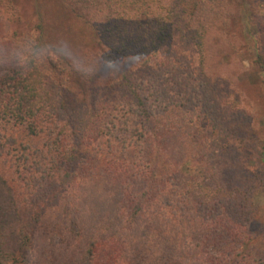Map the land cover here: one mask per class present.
Instances as JSON below:
<instances>
[{"label": "rangeland", "instance_id": "374dc122", "mask_svg": "<svg viewBox=\"0 0 264 264\" xmlns=\"http://www.w3.org/2000/svg\"><path fill=\"white\" fill-rule=\"evenodd\" d=\"M116 1L0 0L1 53L15 52L19 60H25L31 46L41 42L39 37L44 28L51 46H55L51 52L55 76L70 87L66 99L72 109L68 115L77 123V140L84 130L78 129L83 116L88 118L90 126L94 127L91 133L95 134L90 146L81 145L76 162L64 156L63 165H59L62 160L55 159L60 175L50 182V190L43 193L42 198L36 196L39 188L33 185L34 177L25 187L26 178L30 172H35L31 167H36L39 160L44 161L40 159L41 154L31 156L30 165L17 158L9 159L11 154L5 159L0 157V213L3 214L0 218L15 226L12 227L15 234L23 225L33 235H30L31 243H25L28 260L20 264L41 261L75 264V255L70 250L77 243L74 239L77 230L82 228L91 233L98 224L105 222L118 227L124 224L128 227L123 232L124 238L130 240L136 236V243L144 238L143 246H153L157 250L167 247L165 252L174 255L175 263L166 257L171 264H204L209 260L199 262L196 258L204 250L211 251L206 245L212 233L194 219L190 220L192 227L184 231L181 225H191L186 219L180 222L179 215L185 211L195 216L198 211L195 200L205 197L209 211L226 216L223 218L225 224H229L227 213L230 219L231 216L236 218L242 231L245 230V238L253 239L244 246L236 261L241 262L250 252L258 256L256 259L264 257V167L260 162L264 129L259 130L262 126L257 129V121L264 122V73L256 70L259 67L257 50L264 54V0H174L175 5L164 0L161 9L157 8L160 0L153 1V10L156 7V12L162 13L160 20L174 22V44L160 49L164 50L165 54L161 55L170 65V71L160 63L150 70L147 58V64L141 68L147 74L144 75L146 79L140 82L136 74L140 87L135 92L145 100L154 87L170 92L172 108L152 107V101L147 100L151 119L127 114L128 119H132L130 126L147 128L144 137L136 136L134 148L128 149L111 133L99 129L97 117L111 110L108 104L115 98L121 100L116 103L118 106L125 105L126 109L133 106V111L140 108L139 101L128 88L114 84V76L107 79L97 76L100 70L95 68L104 72L109 71L108 66L123 68L122 60L126 56L113 55L119 46L118 34L123 36L122 41L132 36L131 46L145 42L152 48L158 44L147 39L143 41L134 34L143 23L154 21L157 15L155 11L143 16L136 11L126 13L124 1H118L121 7H115ZM129 24L134 28L124 31ZM156 50L152 48L146 53ZM93 62L97 67L94 68ZM83 66H89V74L94 72V80L98 81L90 95L80 92L74 78V73ZM149 77L156 80L152 85L148 83ZM121 113L118 111L115 115L120 114L122 118ZM62 116L65 117L64 112ZM14 131L19 142L29 145L32 151L40 147L37 139L24 135L20 129ZM242 132L245 135L241 138ZM60 148L59 155L57 150L44 152L45 163L51 168V155L59 158ZM66 167L77 169L79 175L77 180L63 184L66 180L60 176ZM108 168L118 170L119 175ZM35 174L38 178L41 173ZM161 179H168L174 185L173 200L180 201L185 196L190 201H181L182 204L167 209L173 210L176 217V221L167 225L168 232L172 229L175 234V240L166 243L171 244L170 248L152 235L155 233L152 230L162 231L158 226L165 227L158 213L153 214L157 226L142 218L126 221L119 210L128 205L136 210V202L140 200L147 211H159L155 190ZM31 186L34 189H30ZM177 186L185 187V195ZM117 226L113 227L114 231L118 230ZM183 232H190L187 239ZM161 234L165 236L163 231ZM13 239L11 236L10 244ZM213 245L218 252L225 249L222 243ZM81 246L79 244L76 250L81 251ZM127 262L125 264H147L138 258Z\"/></svg>", "mask_w": 264, "mask_h": 264}, {"label": "trees", "instance_id": "16d2710c", "mask_svg": "<svg viewBox=\"0 0 264 264\" xmlns=\"http://www.w3.org/2000/svg\"><path fill=\"white\" fill-rule=\"evenodd\" d=\"M118 1L121 0H117L115 2V7H121L117 4ZM123 1V9H125L126 13H134V11H136L139 12L140 16H143L148 15L149 12L155 11L157 16L154 17V21L147 20L134 34H138L137 37L143 41L144 39H147L154 43H158L152 46L153 49H157L155 52L146 53L152 51L149 44H145V42H143L139 46H131V42H133L132 36H129L126 41H122L123 36L118 34L117 37H119V46L114 49V51H116L113 55L119 53L126 56L122 60L123 68L108 66L106 69H109V71L104 72L101 68H95L97 65L93 62L94 68L100 70L97 76L101 75L100 78L102 77V79L114 76V84H121L122 86L128 88L133 93L134 97H136L139 101L138 105L140 108L133 111V109H135L133 106H130L128 109L125 108V105L118 106L116 103L121 102V100L115 98L108 104V107L111 108V110L103 114H99L97 117V119L99 118V129L101 131L111 133V135L114 136L115 139L119 140L121 144H126V149H128L129 147L134 148V144L136 143L134 139L136 136L140 138L144 137V132H146L147 128L144 126L143 128L140 126H130L132 119L130 121V119L126 116L127 114H132V116L141 115V117H144L145 120L151 119L149 113V109L151 107L146 105L147 100L152 101V107L164 105V110L172 108L171 99L173 96L170 92H161L162 90L160 88L154 87L153 92L150 96H147V100H145L141 94H137L135 90L140 87L139 84L141 79L143 81L146 79V76L144 75L147 74L142 72L141 68L147 64V58L149 59L150 65H153L148 66L150 70L157 68L156 65L160 63V65H165L164 69L168 72L170 71V65H167L166 60H164L165 57H162V55L165 54L164 50L160 51V49H164L165 46L172 47L171 44H174L172 41L174 40V35L172 33L174 22L160 20L159 15L162 13L156 12L157 8L161 9L164 0L159 1L160 4L157 8L155 7V10H153L154 0ZM168 1L175 5L173 2L174 0ZM172 9H169L168 11L171 12ZM185 26L187 27L186 22ZM133 28L134 26L129 24L128 30L124 29V31L129 32ZM40 35L41 37H39V39L41 42L37 43V45L34 44L31 46L28 52L29 54L25 60H19L16 57L15 52L14 54H2V47L0 46V147L2 149L0 150V157H4L5 159L11 154L9 159L17 158V160L21 163H28V165H30L32 159L31 156L34 157L36 154H41L40 159L44 161L41 162L39 160L36 167H31L33 172L34 170L35 172H30L28 178H26L25 184V187H28L32 178H35L33 185H35V188H39L37 190L38 193L35 192L38 198H42L43 193H47L46 191L50 190L48 189V185H50V182H54V180H56L60 175V169H56L55 159H59L58 161L62 160V164H59L58 162L59 165H63L64 156H66V158L71 162H76L80 156L81 145L84 144L85 146H90L93 143L95 136V134L91 133V130H94V127L90 126L88 118L86 120L85 116H83L79 121L80 125L78 126V129L84 130L82 134L79 135L80 140H77V123H75L74 120L72 121V118H70L71 115H68V112L72 109L69 105V101L66 99V94L69 93L70 87L66 81H58L55 76L54 58L51 54L52 50H55V46H51L46 37V31L44 28ZM166 38H168V42L166 41ZM11 45L13 47V44ZM258 50L257 62L259 63V67H257L256 70L257 73H264V54L258 53ZM128 53H131V55H126ZM126 60L128 61L124 62ZM130 60L134 61L131 62V65H128ZM101 64L106 67L103 63ZM133 65L136 66L133 68ZM89 72L90 67L83 66L79 68L76 73H74V78L79 85L80 92L86 95H90L92 87L98 83V81L96 82L94 80V72H91L90 74ZM64 73L65 71L63 74ZM137 73L140 77L139 84L136 83ZM88 74L89 78L86 79ZM148 79V83L151 85L154 81H156L152 77H149ZM170 89L171 88H169L168 91H170ZM152 99L155 102H153ZM118 111L122 112V118H120V114L115 115ZM63 112L65 117L62 116ZM89 115L93 117L92 114ZM257 122V129L259 126H262L259 130L264 129V122ZM66 127L70 129V132L66 130ZM15 129H20L24 135L33 137L34 140L37 139L40 143V147H38L35 151L34 149L32 151L29 145L19 142V136L17 132L14 131ZM95 129L97 130L96 124ZM57 130L58 133H56ZM243 135H245V133L242 132L241 138ZM65 141H67V143L64 144ZM60 146L59 158L58 156L51 155L53 159L49 160V163L52 166L51 168L45 163L47 156L44 152H54L57 150L59 155L58 148ZM62 146L63 149L67 151L63 152ZM11 149H13V151H18L14 153ZM21 150L23 152H21ZM260 160L262 167H264V135L260 144ZM108 169L111 173L116 174L117 176L119 175L118 170L114 169L112 171V168ZM114 171H116V173ZM35 173H37V175L41 174L38 178H36V176H34L36 175ZM62 173L60 178H64L66 180L63 184H68L77 180L79 175L77 169L71 170V167H66L65 173ZM62 179L61 181H63ZM161 181H163V183H161ZM177 187L180 189L181 194L185 195V187ZM173 188L174 185H172L168 179L159 180V186H157L155 190V193L157 194V208L159 211H153L152 213L147 211L140 200L136 202V210L131 209L129 205L126 206V208H119L126 221H129V218L134 219L135 221H138L137 218H142L149 224L155 223L153 221L155 215L153 214L158 213L159 217L165 222V227L162 228L156 223L155 224L162 229L165 236H163L161 234L162 231L158 229L152 230L155 231L152 235L163 241L164 246L169 245L166 243H172V241L175 240V234L171 232L172 229L168 232L169 230L167 229V225H170L174 220L176 221V217L173 210H167L168 207L172 208L174 205L182 204V202H190L185 196L180 201L173 200ZM30 189H34V186H31ZM195 202L198 209L196 215L189 216L185 211H182L179 215V220L180 222H184L186 219L190 224V220L194 219L198 225L203 226L206 231H210L212 233V239L206 247L210 246L211 251H214V253L204 250L202 253H199V257L196 258L199 262H203L204 259H208L209 261L204 264H264V257L256 259L258 256H255L256 254L254 255L252 252L248 253L247 257L244 258V260H241V262L238 260L236 261L237 257H241L240 253L245 249L244 246L252 242L253 239L245 238V230L242 231L240 222L236 218L231 216L230 219L229 214L227 213L226 215L228 217L229 224H225L223 223V218L226 216L222 217L221 214H215L209 211L208 209H210V206L206 197L197 198ZM183 207L185 206L183 205ZM205 211L207 213H205ZM138 214H140V216ZM0 216H3V214L0 213ZM111 223L112 222H105L102 225L98 224V226L94 228L91 233L84 231L82 228L81 230H77V235L74 238L77 239V243L70 250L71 254L75 255V264H123V262L125 264L129 260L132 261L133 258L142 259L144 263L147 264L175 263L174 255L169 252H165V248L167 247L161 246V248L157 250L153 246H151V248L149 246H143L142 241L144 243V238L142 240L139 239V243H136V236L131 237L130 240L124 238L123 232L124 230L126 231L128 227L125 228L124 224H122L121 227H118L117 225H113ZM12 225V223L8 224L3 222L0 218V264H20L22 261L26 262L28 260L27 253L25 251L28 248V243H31L30 235H33L31 232L24 229L23 225H21L20 232L15 234V230L13 229L15 226ZM198 225L196 226L198 227ZM114 226H117L118 230L114 231ZM191 227L192 225L188 226L187 223L186 225H181V229L184 228V231L186 228ZM183 233L187 239L190 232ZM11 236H14V242H12V244H10L9 241ZM216 242L223 244V249L225 248L224 251L222 250L218 252V249L214 250V247L216 246L213 244ZM25 243L28 245H25ZM79 244L83 245L80 247L81 251L76 250V248H79ZM67 245L70 246V243H67ZM212 254L216 255L213 256ZM185 256L186 255H183V257ZM166 257L167 259L172 260V262H167ZM122 258L123 260H121ZM36 264H56V262L41 261ZM59 264L65 263L59 262Z\"/></svg>", "mask_w": 264, "mask_h": 264}]
</instances>
